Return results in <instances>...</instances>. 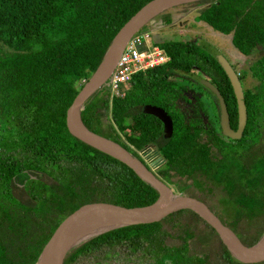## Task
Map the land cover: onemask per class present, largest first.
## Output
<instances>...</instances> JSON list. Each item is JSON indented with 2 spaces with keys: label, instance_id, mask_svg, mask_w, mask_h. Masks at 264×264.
<instances>
[{
  "label": "trees",
  "instance_id": "1",
  "mask_svg": "<svg viewBox=\"0 0 264 264\" xmlns=\"http://www.w3.org/2000/svg\"><path fill=\"white\" fill-rule=\"evenodd\" d=\"M150 1L0 0V264H39L58 223L83 203L134 207L158 199L159 191L132 167L77 137L67 123V108L117 32ZM192 2L206 4L195 20L230 35L242 55L254 54L245 71H236L242 87L247 73L255 79L243 87V125L225 71L189 39L158 43L167 62L134 73L124 99L110 103L102 84L84 100L79 116L90 131L144 164L139 152L153 145L159 157L153 164L164 163L155 173L174 183L172 193L188 185L206 194L217 188L210 208L253 245L264 235V0ZM218 96L231 134L221 129ZM144 104L170 115V137L157 117L143 112ZM211 109L218 112L215 119ZM176 212L89 235L71 247L63 264H264L237 260L220 239L218 259L197 249L199 232L180 218L214 229L190 209ZM173 220L180 229L175 235L164 226Z\"/></svg>",
  "mask_w": 264,
  "mask_h": 264
},
{
  "label": "water",
  "instance_id": "2",
  "mask_svg": "<svg viewBox=\"0 0 264 264\" xmlns=\"http://www.w3.org/2000/svg\"><path fill=\"white\" fill-rule=\"evenodd\" d=\"M160 0H151L147 4H145L134 16H132L126 24L122 26V28L129 24L121 44L119 46V50L115 59L113 60L112 64L109 66L108 73L104 80L107 79L111 70L114 67L116 59L124 48L126 42L129 38L133 35L135 30L139 27L142 23L143 17L152 9L155 3ZM193 1V0H189ZM188 2V1H186ZM151 19V18H150ZM121 28V29H122ZM120 29V30H121ZM117 32V34L120 32ZM117 34L115 35L114 39L116 38ZM112 40L105 56L98 66V68L92 73V75L88 78V80L82 85L74 99L72 100L71 104L67 108V123L69 127V119L73 121L76 127L83 133H86L90 136H95L103 141L110 142L127 153V157H123L119 153L110 150L104 146L93 144L92 142L84 139L83 137L79 136L75 132H73L70 127L69 130L75 134L77 137L83 139L84 141L90 143L91 145L104 150L105 152L117 157L121 161L127 163L133 170L144 180L149 182L159 191V197L156 201L151 204L145 206H134L128 207L121 204H117L110 201H103V200H96L83 203L67 214L56 226L54 231L52 232L48 242L46 243L40 258V261H43L46 256V251H48V262L47 264H63L64 258L67 252L71 249L74 244H70V235L75 226L80 223L82 220L94 216V215H109L116 218H120L126 221L125 224H138V223H151L160 221L169 214H172L181 209H190L194 211L201 219H203L209 226H211L214 231L216 232L217 236L219 237L220 241L223 245L228 249L231 255L236 258L237 260L244 262V263H256L264 261V245H261L260 241L262 240L263 236L253 245H248L242 241V239L238 236V234L227 224L223 223L222 220L219 218L217 214L213 212V210L207 205L204 201L200 200L197 197L191 195H184V194H173L166 182L161 180V178L146 164H144L138 158H135L130 153H128L124 148L120 147L115 142L99 136L92 131H90L81 121L76 120L74 117V108L82 101L89 97L98 87L99 84L95 89L92 90L94 85L97 83L99 78L103 75L106 71L102 68V63L114 41ZM199 45L209 52L215 60L220 64V66L225 71L231 86L233 88L234 95L237 101V108L239 114V124L240 127L243 125L245 118H246V108L243 99V87L241 81L238 77V73L236 72L235 68L229 63V61L225 58V56L211 43L206 40H199ZM103 80V81H104ZM198 80L202 82L206 87L210 88L213 92H215V88L207 81L204 80L202 77H198ZM101 86V85H100ZM219 102V119L221 129L226 134H231L230 127L228 125L225 108L222 104L220 97L218 96ZM82 107V106H81ZM143 112L147 114H151L157 117L163 125V134L165 138H168L172 134L173 124L170 115L165 111L164 108L154 104H144ZM80 117V116H79ZM154 154L157 153L154 151ZM130 161L137 162L139 164L140 169L143 171L144 176L141 175L134 166L130 163ZM123 224V225H125ZM121 226V225H119ZM116 227V226H113ZM112 228V227H110ZM109 229V228H107ZM106 230V229H105ZM103 231V230H102ZM100 232V231H99ZM98 233V232H96ZM95 234V233H94Z\"/></svg>",
  "mask_w": 264,
  "mask_h": 264
},
{
  "label": "rangeland",
  "instance_id": "3",
  "mask_svg": "<svg viewBox=\"0 0 264 264\" xmlns=\"http://www.w3.org/2000/svg\"><path fill=\"white\" fill-rule=\"evenodd\" d=\"M206 5V4H204ZM203 4H194L192 1L183 2L163 10L159 14L155 15L151 19L141 23L137 30L133 33L134 35H142L148 33L150 35L151 43H160L164 40H179V39H189V40H206L215 46L229 61V63L235 68L239 73L246 70L247 65L254 58V54L250 56H244L238 52L237 49L233 47L230 41V35L219 33L213 30L209 25L203 21L195 20V15L197 11L204 6ZM107 85L106 80L101 82ZM255 83V79L251 77L249 73L243 79V87H249ZM100 84V85H102ZM99 85V86H100ZM206 103L210 108V97L206 98ZM213 104L211 103V107ZM214 109V107H213ZM209 110L211 117L213 115L217 116V111ZM215 110V109H214ZM215 119V118H213ZM154 146L149 145L144 150L140 151L139 154L146 161L147 164L151 166V169L158 173L160 169L164 168V163H160V166H152L151 154L154 153ZM169 187L174 185L173 182H169ZM171 189V188H170ZM172 192V190L170 191ZM217 188L213 192L206 194L205 192L198 191L194 185H188V187L179 190L176 194L184 195H199L207 205H213L216 202V198L219 195ZM174 194V193H173ZM177 214V215H176ZM176 217L179 213H174ZM180 221H186L190 226L191 230L194 232H199V239L193 240V245L197 249L209 250L215 259H218L220 244L219 237L215 232L205 227L204 223L192 217L180 218ZM173 221L164 223V226L168 228L173 235L180 232L179 226ZM204 224V225H203ZM89 236V235H88ZM86 236V237H88ZM84 237V238H86ZM84 238L78 240L82 241ZM173 242H177L178 239H173ZM75 264H91L88 260L80 259ZM115 264H133L131 261L118 260Z\"/></svg>",
  "mask_w": 264,
  "mask_h": 264
},
{
  "label": "bare ground",
  "instance_id": "4",
  "mask_svg": "<svg viewBox=\"0 0 264 264\" xmlns=\"http://www.w3.org/2000/svg\"><path fill=\"white\" fill-rule=\"evenodd\" d=\"M186 1H189V0H160L157 3H155L154 6L152 7V9L143 17L142 23H144L145 21L154 17L155 15L159 14L163 10H166L170 7H173L177 4H180V3H183ZM128 26H129V24L125 25L120 30V32L117 34L116 38L114 39L106 57L102 63V68L106 71L99 78V80L94 85L92 90L95 89L106 77L108 70H109V66L112 64L113 60L115 59V57L117 55V52L119 50V46L121 44V41L123 39V36H124ZM81 106H82V101L74 108L73 113H74V117L76 120L80 119L79 110H80ZM69 127L73 132H75L79 136L83 137L84 139L92 142L93 144L104 146L110 150H113V151L119 153L123 157H127V153L124 150H122L121 148H119L118 146H116L110 142H106V141H103L99 138H96L95 136H90L86 133L81 132L76 127V125L73 123V121L70 119H69ZM130 163L134 166L136 171H138L141 175L144 176V173L140 169L139 164L137 162L130 161ZM125 223H126V221H124L120 218L109 216V215L90 216V217L82 220L80 223H78L75 226V228L73 229V231L71 232V235H70V244H74L78 240H80V239H82L88 235H92L96 232L105 230V229L113 227V226L123 225ZM260 243H261V245H264V236H263L262 240L260 241ZM47 262H48V251H46V256H45L44 260L40 261L39 264H47Z\"/></svg>",
  "mask_w": 264,
  "mask_h": 264
},
{
  "label": "built area",
  "instance_id": "5",
  "mask_svg": "<svg viewBox=\"0 0 264 264\" xmlns=\"http://www.w3.org/2000/svg\"><path fill=\"white\" fill-rule=\"evenodd\" d=\"M168 59L169 56L158 43H151L148 33L139 36L133 34L119 53L106 79L109 102L125 98L134 73L163 65Z\"/></svg>",
  "mask_w": 264,
  "mask_h": 264
},
{
  "label": "flooded vegetation",
  "instance_id": "6",
  "mask_svg": "<svg viewBox=\"0 0 264 264\" xmlns=\"http://www.w3.org/2000/svg\"><path fill=\"white\" fill-rule=\"evenodd\" d=\"M145 148H146V147H145ZM145 148H144V149H145ZM144 149H143V150H144ZM158 158H159L158 155H155L154 153L151 154V160H152L151 164H152V166H154L153 162L156 161ZM144 161H145V160H144ZM145 163H146V161H145ZM146 165H147L148 167L151 168V166H150L149 164L146 163ZM157 166H160V163L157 164V165H155V167H157ZM157 168H158V167H157ZM209 207H210V206H209Z\"/></svg>",
  "mask_w": 264,
  "mask_h": 264
}]
</instances>
